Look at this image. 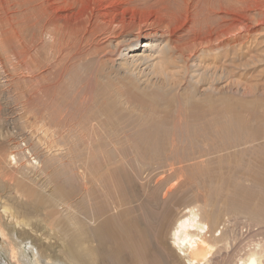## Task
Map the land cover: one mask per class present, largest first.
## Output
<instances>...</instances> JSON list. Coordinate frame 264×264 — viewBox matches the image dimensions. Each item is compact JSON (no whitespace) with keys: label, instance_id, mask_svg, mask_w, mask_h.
Wrapping results in <instances>:
<instances>
[{"label":"bare ground","instance_id":"6f19581e","mask_svg":"<svg viewBox=\"0 0 264 264\" xmlns=\"http://www.w3.org/2000/svg\"><path fill=\"white\" fill-rule=\"evenodd\" d=\"M259 32L264 0H0L2 264H264V85L232 77ZM81 59L103 67L66 129ZM80 127L132 136L129 176L100 138L73 154Z\"/></svg>","mask_w":264,"mask_h":264},{"label":"rangeland","instance_id":"374dc122","mask_svg":"<svg viewBox=\"0 0 264 264\" xmlns=\"http://www.w3.org/2000/svg\"><path fill=\"white\" fill-rule=\"evenodd\" d=\"M257 28H260V26H258ZM257 37H258V39H257ZM254 38H255V41L254 42H256V43H254V46L252 47V49H251V51L250 52H246L245 54H244V52H242V53H237V54H239L238 56L235 54V59H234V62L236 63H234V66L232 67L233 68V78L234 79H236V80H238L240 83H241V85H243L242 87H246V88H249V86L251 85V86H255L256 87V89L257 90H255L256 92L264 85V32L262 33V32H259V33H256L254 36H253V40H254ZM261 39V40H260ZM257 41H258V43H257ZM262 41V42H261ZM255 47H257V49L255 48ZM256 49V50H255ZM254 50H255V52H254ZM251 52H252V54H251ZM247 53H248V55H247ZM222 54V53H221ZM227 54V57L225 56ZM242 54H244L243 56H242ZM251 54V55H250ZM232 54L229 52V54H228V52H226L224 55H222V56H220V58L221 57H223V58H221L220 60H223V62H224V58L226 57V58H229L230 56H231ZM225 56V57H224ZM250 59H249V58ZM208 58H210V57H208ZM243 58V59H242ZM258 59V60H257ZM238 60V61H237ZM248 60H250V61H248ZM254 60V61H253ZM245 61H248L249 63L248 64H246V65H243V63L245 62ZM237 65V66H236ZM103 66H102V63L100 62V61H97V60H86V59H81L80 61H77L76 63H74V64H70L69 66H68V68H67V70H66V75H64L63 77H62V80H61V88H63V89H61V99H60V103H59V107H58V109H59V113L58 114H60L61 116H60V119H59V123H61V124H68L67 125V127H66V129H68L69 128V126H73L74 127V125H78L77 123H79V122H83V121H85V120H87V119H89V117L91 116V115H88L89 114V111L92 109V108H94L93 107V104H92V102H90V103H82V102H80V95H81V91H82V86H83V79H84V77L86 76L87 77V75H94L97 71H99L101 68H102ZM238 67V68H237ZM236 69V70H235ZM95 80L97 81V83L99 84V85H102L103 86V84L105 83L104 81H102V80H100L98 77H96L95 78ZM246 81V82H245ZM248 83V85L247 84H245V83ZM250 83V84H249ZM72 86H74V87H72ZM255 89V88H254ZM253 89V90H254ZM96 92H95V90H93V95L95 94ZM78 94V95H77ZM80 102V103H79ZM253 104H245V107H246V109L245 108H242L241 106L242 105H238V109H235V107L233 108V111H236V113H238V115H239V113L241 114V117L243 116V115H245V116H243L244 118L245 117H252V118H257V120L259 121V118H258V116H260L261 118H260V121L259 122H261V123H263V120H262V118L264 119V114L263 113H260L261 111L259 110V106H258V104L257 103H255V107L254 106H252ZM252 107V108H251ZM253 107L254 108H257L256 109V111H257V115H256V111H255V109H253ZM247 108H251V109H248L247 110ZM241 109H242V111H241ZM259 110V111H258ZM240 111V112H239ZM250 112V113H248V112ZM253 113H252V112ZM61 112V113H60ZM80 113H81V115H80ZM260 113V114H259ZM77 114H78V116H77ZM248 114H249V116H248ZM85 115V116H84ZM257 117H256V116ZM26 116H27V114H26ZM31 116V115H30ZM66 118V119H65ZM85 119V120H83V119ZM110 120H108V118H102L101 120H100V123L101 124H107V122L108 121H110V122H114L116 119H113V120H111V118H109ZM77 120H78V122H77ZM103 120V121H102ZM102 121V122H101ZM105 122V123H104ZM255 122H256V119H255ZM79 127V125L77 126V128ZM82 130H84V129H82L81 127L79 128V130H78V133H79V135H78V133H76L77 135H76V137L75 136H69L68 135V133L67 134H65V133H63V136L64 137H62L60 140L61 141H63V142H67L69 145L71 144V141H73L74 142V140L75 139H73V137L74 138H76V140H75V144H74V147H72V152H73V154H80L79 153V151H80V149H77L76 150V147L77 148H80V147H84V146H86L85 144L88 142V141H94V139L96 140V138H100V140L101 141H99L98 140V142L101 144V142L102 141H104V142H102L103 144H105V145H103V144H101V147L103 148H105V154H104V152H103V154H104V157L105 156H107L106 158L108 159V163H106L105 162V164H109V163H111V162H113V164H111V165H114L115 166V164H117V163H119V164H121L122 166H121V169L123 170V173H127L128 172V170H129V167H128V165H127V163H123V161H118V162H116L115 160H118V158H123V160H127L128 162H130V163H132L130 160H131V158H132V154L130 155V149L131 148H129L128 146H127V144L129 145L130 143H129V141L131 142V139H132V136H131V138H130V135H126L127 136V138L129 139V141H127V138H126V136H124V134L123 133H121V136H120V134H118V135H115V137L114 136H112L117 142H118V144L122 147V146H124V148H121V147H118V149H120V152H118V151H115V153H117L116 155H118V157L116 158V155H114L112 152H113V149H111V148H109V147H111V146H108L107 144H106V137L109 135L108 133H106V129H105V127L104 128H102L101 130H100V133L99 132H95V133H92V134H90V136L89 135H87L88 134V132L89 131H84V134L85 133H87V134H83V132H82ZM106 130V131H105ZM105 131V132H104ZM102 133V134H101ZM105 134H107V136L105 135ZM82 135H84V136H82ZM104 135V136H103ZM78 136V137H77ZM94 136V137H93ZM59 137H61V136H59ZM87 137L89 138V140L87 141V140H85V139H87ZM91 137V138H90ZM84 138V139H83ZM92 138H94V139H92ZM70 139H71V141H70ZM123 139H125V141L123 142ZM79 141V142H78ZM84 144V146H82L83 144ZM86 142V143H85ZM78 143H80V144H78ZM124 143V144H123ZM73 144H71V146H73ZM126 144V145H125ZM80 145V146H79ZM107 146V147H106ZM65 147H66V145H65ZM74 148V149H73ZM85 148V147H84ZM127 150H126V149ZM112 151H111V150ZM77 151V152H76ZM103 151H104V149H103ZM110 151V152H109ZM110 153H111V155H110ZM129 154V155H128ZM77 155V156H78ZM77 156H76V158H77ZM120 156V157H119ZM129 156V157H128ZM106 158H105V160H106ZM129 160H128V159ZM115 159V160H114ZM244 159V158H243ZM116 162V163H115ZM231 162V161H230ZM229 162V163H230ZM123 163V164H122ZM228 163V164H229ZM119 164H117V165H119ZM226 164H227V162H225V167L224 168H227V166H229L228 164H227V166H226ZM234 164V161L232 160V165ZM257 164H259V163H257ZM257 164L255 165V166H257ZM123 165L125 166V168L123 167ZM231 165V166H232ZM102 166H104V165H102ZM101 166V167H102ZM234 166V165H233ZM253 169H255L254 168V166L252 167V170ZM228 170L229 169H223V170H221L222 172L223 171H225L226 173H228ZM231 170H233V168L231 169ZM231 170H229V171H231ZM224 172V173H225ZM231 173H232V171H231ZM128 174V176H129V173H127ZM127 174H126V176H127ZM118 179H120V177H118ZM229 183H228V187L230 188V187H232V182H233V180H229L228 181ZM118 183V182H117ZM229 184H231V186L229 185ZM227 187V188H228ZM208 190V187H206V190H203V189H200V191L199 192H201V193H206V191ZM204 191V192H203ZM0 264H2V262H1V260H0Z\"/></svg>","mask_w":264,"mask_h":264}]
</instances>
